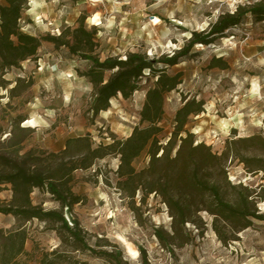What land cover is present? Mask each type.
Wrapping results in <instances>:
<instances>
[{
	"label": "rangeland",
	"instance_id": "1",
	"mask_svg": "<svg viewBox=\"0 0 264 264\" xmlns=\"http://www.w3.org/2000/svg\"><path fill=\"white\" fill-rule=\"evenodd\" d=\"M154 2L155 0H130L129 3H122L118 12H113L111 0H104L103 4L95 6L92 5L91 0L77 2L61 0L58 5H53L51 0H47L48 6L39 8L36 12L47 15V19L41 17L43 24L47 25V30L36 24L34 14L30 13V6L27 3L25 20L19 27L22 31L27 28L26 33L37 37L45 34L53 35L57 28L60 32L67 27L76 28L78 19L82 15L86 22L94 13L100 12L102 16H115L117 24L121 20L125 21L119 29L112 30L110 37L96 34V54L101 59L107 56L124 57L129 52L147 55V51L152 50V46L147 43L149 37L141 34L144 38L139 41L136 39L140 23L144 21L145 16L150 18L152 15H159L164 25L172 24L163 9L151 10L150 6ZM247 2L249 0H245V3ZM66 4L68 5L66 14L59 17L57 13ZM163 8L175 11L176 19L186 18L193 13L197 17L210 18L216 8L220 9L218 15L228 12L227 5L219 4L197 12L191 0H170V3ZM92 27L96 28L97 33L103 31L96 26ZM153 27L156 36L151 38L155 40L162 32L163 25ZM175 27L181 33L189 31V28L182 24ZM230 38L235 48L223 44L224 40ZM171 42L178 43L176 39H172ZM163 44L164 42L161 41V45ZM173 51L175 50L157 47L152 57ZM195 53L197 54L190 61L167 69L169 74L182 71L183 82L165 99V113L159 123L164 131L166 133L172 131L175 112L182 105L183 99L194 97L197 101L203 102V112L196 116L190 115L187 128L192 130L200 127L201 132L198 136L194 134L195 139L205 142L213 152L221 153L225 150L228 141L234 136L237 138L257 135L264 139V128L255 123L264 117V102L242 95L238 103L246 104L247 107L240 109V112L245 114L242 116L244 124L241 128L232 126L237 124L238 120L229 118L219 104L216 105L215 112L205 108L206 104L214 103L218 96L234 87L231 79L233 76L237 79H243L244 76L250 79L264 76V68H255L245 62V57H252L253 62L264 58V22L252 23L247 20L227 32L226 37L214 44L204 46L203 49L195 48ZM202 57L207 59L202 60ZM212 57H222L229 68L209 69L208 63ZM60 58L63 59L62 63ZM57 63L61 69H74L72 76L60 80L57 73L49 70V66ZM87 68L88 62L71 56L66 48L55 49L51 43L43 42L35 60L25 61L17 68L6 70L4 79L9 85L7 88L0 87L5 93L0 94V140L9 136L8 132L14 119L21 118L23 121L20 126L24 127L22 123L33 115L42 117L50 126L40 125L37 128L29 126L34 131L24 143L25 149L35 148L47 153H59L69 138L88 136L93 146L97 147L101 143H110L113 138L128 137L131 130L138 125L145 91L152 81L143 79L139 90L128 99L121 96L111 99L114 103H110L109 109L106 110L111 112L107 118L103 117L101 112L93 116L90 110L93 99L92 86L86 78L80 76ZM196 73L206 78L205 82H208V78L213 82L218 80L219 87L214 91L205 92L203 85H197L193 79ZM105 75L108 77L110 73L107 72ZM19 78L24 81L23 83L32 81V85L19 97L10 99L8 90ZM261 82L264 83V80ZM250 87V84H245V89ZM65 96L69 97L67 101L64 99ZM224 107L234 109L236 105L229 102ZM48 111H52L54 116H47ZM249 111L254 112L255 115L248 116L246 113ZM221 120H229L228 136H224L220 131ZM241 130L244 135L240 134ZM237 150L247 156L264 157V149L259 146V141L248 149L241 145ZM233 152H229L230 155ZM147 163L148 156L143 153L134 160L133 165L137 170H141L147 166ZM118 164V157L110 154L97 160L91 168L76 170L73 173L71 190L81 197L82 202L73 207L71 216L78 221L81 234L89 247L102 253L121 251L119 259L98 256L82 248L69 238L57 223L37 219L24 221L12 215L0 214V229L5 233L23 229L26 234L24 251L15 261L19 264H143L141 254L138 261L130 260L127 245L119 239L123 235L132 245L133 251L139 249L145 251L149 264H244V261L250 258L261 262L264 256V222L253 221L251 227L237 234L236 241L226 244L218 239L212 227L213 217L206 212H199L197 217H194L195 224L188 223L185 229L175 227L167 206L157 195H149L145 203H142L138 194L134 208L131 207L129 200L119 192L116 185ZM226 167L231 184L241 183L257 191H264L262 172L249 173L242 163L230 156ZM233 177L235 179H232ZM10 199V186L3 185L0 190V202L7 203ZM31 199L34 205H40L45 210L61 209L60 204L45 191L34 189ZM254 201L257 212L264 215L257 207L259 203H264V200L255 198ZM66 217L70 222L71 217L69 215ZM157 219L160 221L158 224ZM226 235L229 236V233L227 232ZM7 256V252L0 249V262ZM115 256L117 255L114 254Z\"/></svg>",
	"mask_w": 264,
	"mask_h": 264
},
{
	"label": "trees",
	"instance_id": "2",
	"mask_svg": "<svg viewBox=\"0 0 264 264\" xmlns=\"http://www.w3.org/2000/svg\"><path fill=\"white\" fill-rule=\"evenodd\" d=\"M245 4L238 6L235 14L224 12L218 15V20L204 32H193V38L181 50L173 51L174 55L171 52L148 57L143 53L129 52L125 60L119 56L101 59L96 54V28L87 30L83 15L79 17L76 28L67 27L60 36L45 34L37 37L19 27L25 20L27 0H0V87L9 85L4 79L5 71L35 60L43 42L51 43L55 49L66 48L71 56L88 62L87 70L80 76L92 86L90 110L93 116L109 109V101L113 98H130L139 90L143 79L152 81L145 91L138 125L129 136L113 138L110 143H101L97 147L88 136H79L69 138L59 153L25 149L24 143L34 129L21 127V118L14 119L9 136L0 140V190L3 185H9L11 190L10 201L0 202V214L24 221L37 219L57 223L82 248L98 256L119 259L121 251L102 253L89 247L78 221L71 216L73 207L82 202L81 197L71 190L73 173L87 170L97 160L114 154L119 159L116 185L131 207L135 205L138 194L142 203L149 195H157L167 206L175 227L185 229L186 224H195L194 217L203 211L213 217V230L226 244L236 241L237 234L251 227L253 221L264 222V215L257 212L254 201L255 198L264 200V191L241 183L231 184L226 169L230 156L242 163L249 173L264 174V157L247 156L237 150L241 145L248 149L256 141L264 149L261 136H234L221 153L213 152L203 141L196 144L195 135L187 128L188 119L190 115L203 112V102L194 97L183 99L175 112L172 131L166 133L159 124L165 113L167 95L183 82L182 71L169 74L168 68L190 61L197 54L194 47L197 43L204 46L214 44L247 20L264 22V0ZM208 68L226 70L229 66L222 57H212ZM145 70L150 71L146 74ZM107 72L110 73L108 77L105 75ZM23 82L17 79L8 90L10 99L19 97L32 85V81ZM231 151H234L232 155ZM143 153L148 156L147 166L137 170L133 162ZM34 189L49 193L61 209L45 210L34 205L31 199ZM67 215L71 217L70 222ZM25 239L23 229L8 233L0 229V249L8 254L0 264H19L15 259L24 251ZM139 253L143 257L142 263L149 264L145 251L139 249Z\"/></svg>",
	"mask_w": 264,
	"mask_h": 264
},
{
	"label": "clouds",
	"instance_id": "3",
	"mask_svg": "<svg viewBox=\"0 0 264 264\" xmlns=\"http://www.w3.org/2000/svg\"><path fill=\"white\" fill-rule=\"evenodd\" d=\"M53 5L60 4L61 0H51ZM130 0H111V3L113 5V12H118L119 8L121 7L122 3H129ZM258 3L259 0H256ZM28 5L30 6L29 11L30 13L34 14V19L36 21V24L42 28L43 30H47V25L43 24V19H47L46 14H36L37 9L47 7V0H27ZM91 3L93 6L97 4H103L104 0H91ZM170 0H155L154 3L151 4L150 8L151 10H159L163 9L164 14L167 15V18L172 21L171 25H164V22L161 20L159 15H152L150 18L145 16L144 21L140 23L139 26V33L136 35L137 41L140 39H143V35L146 34L149 39L147 40V43L152 46V50L147 51V55L149 57H152L155 54V49L157 47H163L165 50L167 49H174L176 51H179L183 48L185 43L187 41H190L193 38V32H204L206 29L209 28L210 24H212L214 21L218 20V13L220 12L219 8H216L214 11V14L210 18H204V17H197L194 13L189 14L188 17L183 19H176L175 17V11H168L166 8H163L164 5L169 4ZM251 3V0H249V4ZM192 6L195 8L197 12H199L201 9L209 8L212 5L219 4L221 6L227 5V11L231 14H235L238 11V6H246L245 0H191ZM143 7V4L141 5ZM68 5L66 4L64 7L60 8L57 15L59 17H63L66 14V9ZM124 20H121L119 24H117L115 16L108 15V16H102L100 12L94 13L90 18L86 20L87 30H91V26H96L99 29H103V31L98 32L97 34L99 36H111L112 30L114 28L119 29L120 25L124 24ZM183 25L186 28H189L188 32L181 33L175 26L176 25ZM155 25H163V30L159 34V36L153 40L151 37L156 36V32L153 26ZM23 31L27 32L28 29L25 28ZM53 35L60 36L62 33L59 31V28H57L53 33ZM172 39H176L178 43L173 44L171 41ZM161 41L164 42L163 45H161ZM224 45H228L231 48H235V44L232 42V39H227L223 41ZM197 49H203L204 45L197 43L195 46ZM173 55L175 52L172 53ZM259 55V54H258ZM123 59H127V57H122ZM202 60L207 59V57H202ZM60 62H63V59L60 58ZM246 64H252L255 68H264V58H259L255 62H253L252 57H245ZM49 70L53 73H57L60 80H63L65 78L71 77L73 74L74 69L72 70H65L61 69L59 63L53 64L49 66ZM150 70H145V73L147 74ZM193 79L197 82V85H203V90L205 92L207 91H214L219 87V81H210V78H208V82L206 81V78L202 77L199 73L194 74ZM234 87L230 89L227 93L218 96L214 103L212 104H206L205 108L215 112L216 111V105L219 104L221 106V110L225 111L227 113V116L232 119L238 120V123L235 125H232L237 128H241V126L244 124V120L242 119V116L245 115L240 112V109L246 108L247 105L243 103H238L240 101L242 95L247 97L251 96L252 98L259 100L261 102H264V93H262V89H264V83L261 81L264 80V76H257L255 78H249L248 76H244L243 79H237V77L233 76L232 78ZM245 84H250L251 87L249 89H245ZM0 94H5L3 90H0ZM65 101L69 99V97H64ZM6 102V101H3ZM229 102H232L236 107L234 109L226 108L224 107ZM109 103H114L112 100L109 101ZM248 116H254L255 113L252 111H249L246 113ZM101 115L105 118H107L109 115H111L110 111H101ZM47 116L53 117L54 113L52 111L47 112ZM215 119V117H213ZM255 123L261 127L264 128V117H262L261 120L255 121ZM40 125H43L45 127H49L50 125L47 124V122L38 115H33L30 119L27 121H24L22 123V126L24 127H33L37 128ZM220 131L223 133L224 136L229 135V120H221L219 123ZM192 133L195 135H199L201 132L200 127H195L192 130ZM241 135H244V132L241 130ZM196 144L200 143V140L197 139L195 141ZM232 179H235L234 177ZM261 213H264V203H259L257 205ZM157 224L160 222L158 219L156 220ZM119 239L127 245V251L130 256L131 261H138V257L140 256L139 251H133L132 245L126 238V236H120ZM251 255V253H249ZM264 259V257H262ZM244 264H261V262H258L256 259H248L244 261Z\"/></svg>",
	"mask_w": 264,
	"mask_h": 264
},
{
	"label": "crops",
	"instance_id": "4",
	"mask_svg": "<svg viewBox=\"0 0 264 264\" xmlns=\"http://www.w3.org/2000/svg\"><path fill=\"white\" fill-rule=\"evenodd\" d=\"M264 257V256H263ZM253 259V258H250ZM257 260V259H256ZM258 261V260H257ZM259 262V261H258ZM261 264H264V259L261 258Z\"/></svg>",
	"mask_w": 264,
	"mask_h": 264
},
{
	"label": "built area",
	"instance_id": "5",
	"mask_svg": "<svg viewBox=\"0 0 264 264\" xmlns=\"http://www.w3.org/2000/svg\"><path fill=\"white\" fill-rule=\"evenodd\" d=\"M20 25V24H19Z\"/></svg>",
	"mask_w": 264,
	"mask_h": 264
}]
</instances>
